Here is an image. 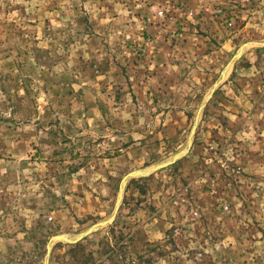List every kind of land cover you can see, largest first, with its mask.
Segmentation results:
<instances>
[{
	"label": "rangeland",
	"instance_id": "obj_1",
	"mask_svg": "<svg viewBox=\"0 0 264 264\" xmlns=\"http://www.w3.org/2000/svg\"><path fill=\"white\" fill-rule=\"evenodd\" d=\"M46 262L264 264V0H0V264Z\"/></svg>",
	"mask_w": 264,
	"mask_h": 264
},
{
	"label": "water",
	"instance_id": "obj_2",
	"mask_svg": "<svg viewBox=\"0 0 264 264\" xmlns=\"http://www.w3.org/2000/svg\"><path fill=\"white\" fill-rule=\"evenodd\" d=\"M243 53V50H241L237 55L236 57H240ZM229 68V67H228ZM227 68V69H228ZM227 69L222 73L221 77L219 78V80L216 82V84L214 85L212 91H211V94L214 92V90L218 87V85L220 84L221 80L223 79ZM196 126V125H195ZM195 129V127H194ZM190 143H191V140L189 142V146H190ZM184 152H181L179 154H177L173 159L171 160H168L166 162H163L159 165H156L155 167L151 168V169H148V170H144V171H134V172H131L129 173L123 181H126L127 179L129 178H132V177H137V176H148L150 175L151 173H153L154 171L158 170V169H161L163 167H166L172 163H174L176 160L180 159L182 156H183ZM119 201H120V198H119ZM119 201H118V204H117V207H116V212L118 210V207H119ZM115 212V213H116ZM111 219L108 220V221H104V222H101V223H98L94 226H92L89 230H87L86 232L84 233H81L80 235L78 236H73V237H69V236H66V235H57V236H54L49 245H48V254L50 253L51 251V248H52V244H54L55 242L57 241H64V242H67V243H70V244H74V243H77L78 241L82 240L85 236L87 235H90L91 233H93L96 229L100 228V227H103L105 225H107L108 223H110ZM47 264V262L45 263Z\"/></svg>",
	"mask_w": 264,
	"mask_h": 264
},
{
	"label": "trees",
	"instance_id": "obj_3",
	"mask_svg": "<svg viewBox=\"0 0 264 264\" xmlns=\"http://www.w3.org/2000/svg\"><path fill=\"white\" fill-rule=\"evenodd\" d=\"M77 246H78V245H77ZM77 246H75V247L72 249L73 252L76 251V249H77L76 247H77ZM72 250H71V251H72ZM111 250H112V248L110 247L109 244H107L106 251H105L104 253H107V252H109V251H111ZM91 257H93V254H92V253L89 254V258H91Z\"/></svg>",
	"mask_w": 264,
	"mask_h": 264
}]
</instances>
